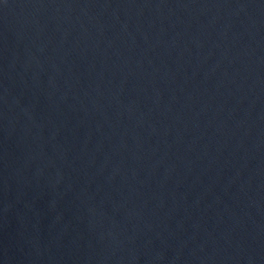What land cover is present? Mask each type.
Here are the masks:
<instances>
[{"label":"water","instance_id":"95a60500","mask_svg":"<svg viewBox=\"0 0 264 264\" xmlns=\"http://www.w3.org/2000/svg\"><path fill=\"white\" fill-rule=\"evenodd\" d=\"M0 264H264V0H0Z\"/></svg>","mask_w":264,"mask_h":264}]
</instances>
